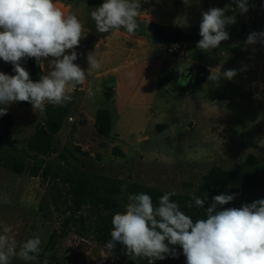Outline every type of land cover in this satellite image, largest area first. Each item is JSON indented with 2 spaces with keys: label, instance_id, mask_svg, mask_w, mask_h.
Listing matches in <instances>:
<instances>
[{
  "label": "rangeland",
  "instance_id": "rangeland-1",
  "mask_svg": "<svg viewBox=\"0 0 264 264\" xmlns=\"http://www.w3.org/2000/svg\"><path fill=\"white\" fill-rule=\"evenodd\" d=\"M74 1L76 16L84 25L74 63L87 71L88 53L112 31L99 33L91 19V11L104 0ZM228 5L231 8L226 15L236 18L235 24L226 26L229 39L209 52L198 49L202 12ZM140 12V28L135 35L151 39L155 49L151 51V65L136 71L138 82L127 84L126 96L132 95L139 105L138 112L128 108L121 119L115 118L109 137L99 135L93 123L97 108L110 109V102L105 100L106 89L112 90L114 99V86L120 85L115 76L107 73L109 69L87 73L84 83L70 93L71 100L63 105L71 101L75 104L64 128L55 137L50 156L24 153L29 139L44 125L45 113L33 108L21 109L15 103L8 105L15 123L12 138L4 139L0 153L24 162L26 172L18 175L0 167V224L11 228V235L18 243L33 236L41 237L39 264L45 258L48 264L137 262L126 255L120 243L111 250L105 247L112 226L106 234L101 217L107 216L108 211L98 209L99 213L91 206L78 210L65 185L30 175L35 158L62 164L63 154L72 165L86 172L182 195L195 194L213 166L236 168L251 154L264 162V44H245L249 33L264 31V0H248V11L243 14L233 0H191L188 5L183 0H140ZM161 26L178 28L194 41L183 42L184 52L171 56L168 53L171 42L153 33ZM120 30L124 40L130 43L132 37ZM92 34L99 39L83 47ZM50 59L43 60L44 75L49 71ZM196 63L207 66L211 74L228 69H236L238 74L232 80L221 77L219 81L210 80V75L197 87L179 89L188 81L176 80ZM0 72H3L1 68ZM155 79H158L157 87ZM239 201L240 196L236 198ZM126 203L127 198L119 199L121 212ZM11 264L25 262L14 257Z\"/></svg>",
  "mask_w": 264,
  "mask_h": 264
},
{
  "label": "clouds",
  "instance_id": "clouds-1",
  "mask_svg": "<svg viewBox=\"0 0 264 264\" xmlns=\"http://www.w3.org/2000/svg\"><path fill=\"white\" fill-rule=\"evenodd\" d=\"M183 2L188 5L191 0ZM233 2L241 14L248 11V0ZM230 8L231 5L212 7L202 12L198 49L209 52L229 39L226 26L236 23L235 15H226ZM140 14V0H104L90 13L99 33L123 29L130 37L140 28ZM83 30L80 19L75 14L66 15L54 0H0V59L11 63L15 72L11 76L0 72V116L7 114L8 105L15 102H28L34 111L43 112L48 104L61 106L71 100L70 93L84 83L86 74L100 67L95 52L87 55V71L74 63ZM257 43L264 44V31L251 32L245 40L249 46ZM69 50L70 54H66ZM49 57V71L34 82L21 61L34 58L42 64ZM237 74L238 70L228 69L212 72L209 79L232 80ZM126 76L134 82L133 72ZM125 189L126 185H122V191ZM175 195L164 193L158 204L148 193L128 195L124 211L112 216L105 247L111 250L120 243L129 258H146L148 264L169 255L176 257L175 246L182 249L186 264H264V199L221 209L219 206L232 202L235 194L216 195L206 209V219L193 222L171 199ZM204 205L205 199L195 194L185 204L189 209ZM41 246L40 236L18 243L11 228L0 224V264H11L14 257L25 264H39ZM43 264H48L47 258Z\"/></svg>",
  "mask_w": 264,
  "mask_h": 264
},
{
  "label": "trees",
  "instance_id": "trees-1",
  "mask_svg": "<svg viewBox=\"0 0 264 264\" xmlns=\"http://www.w3.org/2000/svg\"><path fill=\"white\" fill-rule=\"evenodd\" d=\"M187 40L194 41L181 32L180 42L183 43ZM21 65L29 72L30 79L34 82L44 75L42 64H38L34 58L22 60ZM0 68L7 75H15L13 65L4 62L2 59H0ZM104 95L105 100L108 102L113 99L112 90H106ZM15 104L22 109L32 107L28 102H15ZM74 104L75 101H71L61 106L52 104L46 106L43 111L46 121L44 125H40L37 128L34 135L29 139L27 148L24 150L26 155H30V153L43 156L51 155L55 137L62 130ZM0 123L2 125V131L0 132L1 146L4 143V139L12 138L15 118L9 108L7 114L0 116ZM112 126L113 121L110 111L105 108L98 109L95 122L98 134L103 137H109L112 132ZM114 151L119 153L117 149H114ZM61 157L62 164L35 158V166L31 168L30 175L32 177H40L44 181L65 185L68 194L71 196L72 204L78 210L84 206H91L92 209H97L99 213L98 209L108 211L109 214L107 216L101 217L102 227L106 234L109 232L107 228L112 226L111 219L113 214L121 212L119 199H125L130 194L143 192L150 194L153 203L158 204L159 198L166 193L131 180H116L86 172L82 168L72 165L63 154H61ZM0 167L18 175L26 172L24 162L7 158L3 153H0ZM122 185H126V189L123 191ZM220 194H235V199L232 202L219 206L221 209L239 208L243 204H251L255 200L264 199V162H259L257 157L251 154L244 164L236 168L224 169L220 166H213L208 174L204 176L200 189L195 193L196 196L205 199L204 208L193 206L189 209L185 206L186 202L192 199V195L176 194L171 199L178 202L181 210L195 222L198 219H206V209L211 205L212 197ZM239 196L240 201L236 202V198H239ZM175 247L178 253L176 257L169 255L164 260L154 261V264H186L182 249L179 246ZM136 262L137 264H148L146 258L138 259Z\"/></svg>",
  "mask_w": 264,
  "mask_h": 264
},
{
  "label": "crops",
  "instance_id": "crops-1",
  "mask_svg": "<svg viewBox=\"0 0 264 264\" xmlns=\"http://www.w3.org/2000/svg\"><path fill=\"white\" fill-rule=\"evenodd\" d=\"M54 2L56 3V6L59 7L66 15L67 14L76 15L75 1L54 0ZM131 37H132L131 42L127 43V41L124 40L123 31L113 30L107 37L101 39L102 45L97 44L92 48V52L96 53L97 58L99 60L100 63L99 68L109 69L107 73L112 77L115 76L117 78L116 79L117 84H120L119 88L114 86V89L116 91L115 98L113 99V101H109L110 109L108 110L111 113V117L113 121L112 128L115 125V118L121 119L122 116L127 112L128 108L134 109L136 113L138 112L139 105L136 104L135 100H133L132 95L129 94L131 96L130 98H127L126 96L127 84L129 85L138 82L139 77H137L136 71L142 68V66L148 67L149 65H151V61H150L151 51L155 49L153 43L151 42V39H149L148 37L139 36V35H134ZM99 47L101 52L98 54ZM93 71L96 72V70ZM129 71L135 74L134 82L129 81V79L126 76V73H128ZM124 83L125 85L122 87L121 84ZM155 83L157 87L158 79H155ZM156 92L157 91H155L154 95H156ZM106 102L108 103V101ZM31 108H33V106L24 109L28 110ZM97 109L94 111V116H93L94 126L96 122V113L98 111Z\"/></svg>",
  "mask_w": 264,
  "mask_h": 264
},
{
  "label": "water",
  "instance_id": "water-1",
  "mask_svg": "<svg viewBox=\"0 0 264 264\" xmlns=\"http://www.w3.org/2000/svg\"><path fill=\"white\" fill-rule=\"evenodd\" d=\"M153 33L157 38L163 41L178 43L181 40V31L175 27H157L153 30ZM98 39L99 37L94 34L89 35L86 38L83 47H87L95 43ZM210 75L211 71L207 66L201 63H196L189 71L182 74L176 81H178L180 78L186 79L188 81V84L186 86H180L179 89L187 90L202 84ZM106 90H109V88H107Z\"/></svg>",
  "mask_w": 264,
  "mask_h": 264
},
{
  "label": "built area",
  "instance_id": "built-area-1",
  "mask_svg": "<svg viewBox=\"0 0 264 264\" xmlns=\"http://www.w3.org/2000/svg\"><path fill=\"white\" fill-rule=\"evenodd\" d=\"M186 48L185 43L178 42V43H171V46L168 48V53L171 56L179 55L184 52ZM73 118H69V121H72Z\"/></svg>",
  "mask_w": 264,
  "mask_h": 264
}]
</instances>
